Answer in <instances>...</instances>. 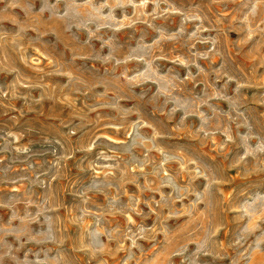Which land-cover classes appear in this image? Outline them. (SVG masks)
<instances>
[{
    "label": "rangeland",
    "instance_id": "rangeland-1",
    "mask_svg": "<svg viewBox=\"0 0 264 264\" xmlns=\"http://www.w3.org/2000/svg\"><path fill=\"white\" fill-rule=\"evenodd\" d=\"M0 264H264V0H0Z\"/></svg>",
    "mask_w": 264,
    "mask_h": 264
}]
</instances>
